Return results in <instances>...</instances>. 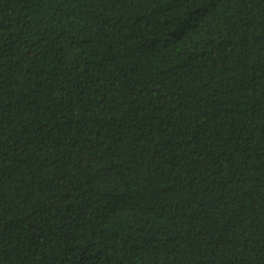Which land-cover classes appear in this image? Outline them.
<instances>
[{"label": "trees", "instance_id": "obj_1", "mask_svg": "<svg viewBox=\"0 0 264 264\" xmlns=\"http://www.w3.org/2000/svg\"><path fill=\"white\" fill-rule=\"evenodd\" d=\"M0 264H264V0H0Z\"/></svg>", "mask_w": 264, "mask_h": 264}]
</instances>
